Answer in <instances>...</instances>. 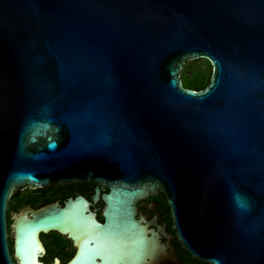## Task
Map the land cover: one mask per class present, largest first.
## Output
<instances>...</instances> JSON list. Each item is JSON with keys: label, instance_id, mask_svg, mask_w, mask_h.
<instances>
[{"label": "water", "instance_id": "95a60500", "mask_svg": "<svg viewBox=\"0 0 264 264\" xmlns=\"http://www.w3.org/2000/svg\"><path fill=\"white\" fill-rule=\"evenodd\" d=\"M197 60L202 91L181 80ZM68 183L109 191L104 223L41 208L12 255L10 199ZM155 195L193 259L264 264V0H0V264H42L40 236L70 230L67 264H140Z\"/></svg>", "mask_w": 264, "mask_h": 264}, {"label": "flooded vegetation", "instance_id": "af4514ba", "mask_svg": "<svg viewBox=\"0 0 264 264\" xmlns=\"http://www.w3.org/2000/svg\"><path fill=\"white\" fill-rule=\"evenodd\" d=\"M100 190L96 202L97 190ZM109 191L96 183H68L47 189H25L13 196V212L8 214L9 247L13 255L14 227L23 217L32 218L33 211L51 205L63 208L70 200L81 199L86 202V213L99 223H104L106 205L102 196ZM27 213V214H26ZM137 232L145 238L153 239L150 244L149 258H142V263L149 264H207L192 258L179 242L173 229L170 207L161 195L147 197L136 205ZM13 231V236H12ZM43 252L40 253L42 264H67L82 251L83 238L79 231L70 230L65 234L51 232L40 236ZM80 256V255H79ZM14 263H16V260Z\"/></svg>", "mask_w": 264, "mask_h": 264}, {"label": "trees", "instance_id": "16d2710c", "mask_svg": "<svg viewBox=\"0 0 264 264\" xmlns=\"http://www.w3.org/2000/svg\"><path fill=\"white\" fill-rule=\"evenodd\" d=\"M203 60H197L185 66L181 80L183 82V86L192 91H202L204 90L210 82L211 78V71H210V64L208 61H205L204 65H201L200 62ZM207 64V65H206ZM13 197L9 201L8 206V214L13 212Z\"/></svg>", "mask_w": 264, "mask_h": 264}, {"label": "rangeland", "instance_id": "374dc122", "mask_svg": "<svg viewBox=\"0 0 264 264\" xmlns=\"http://www.w3.org/2000/svg\"><path fill=\"white\" fill-rule=\"evenodd\" d=\"M190 64H191V63L188 62L185 66L187 67V66L190 65ZM200 64H201V65H204V64H205V60L201 61ZM206 65H207V64H206ZM185 66H184V68H185ZM209 69H210V68H209ZM12 236H13V232H12Z\"/></svg>", "mask_w": 264, "mask_h": 264}]
</instances>
